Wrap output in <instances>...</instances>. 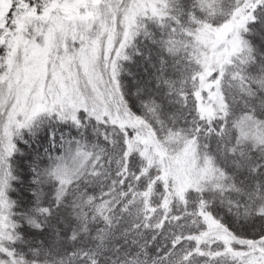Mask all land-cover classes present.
<instances>
[{
	"label": "snow or ice",
	"instance_id": "6c2138e0",
	"mask_svg": "<svg viewBox=\"0 0 264 264\" xmlns=\"http://www.w3.org/2000/svg\"><path fill=\"white\" fill-rule=\"evenodd\" d=\"M0 264H264V0H0Z\"/></svg>",
	"mask_w": 264,
	"mask_h": 264
}]
</instances>
